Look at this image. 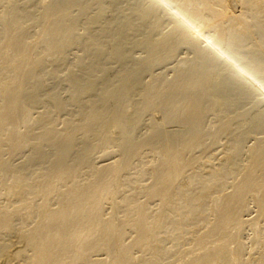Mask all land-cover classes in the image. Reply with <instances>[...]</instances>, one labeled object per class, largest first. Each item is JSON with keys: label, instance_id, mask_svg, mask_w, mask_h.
I'll return each mask as SVG.
<instances>
[{"label": "bare ground", "instance_id": "6f19581e", "mask_svg": "<svg viewBox=\"0 0 264 264\" xmlns=\"http://www.w3.org/2000/svg\"><path fill=\"white\" fill-rule=\"evenodd\" d=\"M113 1L0 0V264H264V0ZM179 44L195 59L144 84ZM160 108L191 129L131 143ZM108 124L126 148L97 168Z\"/></svg>", "mask_w": 264, "mask_h": 264}, {"label": "rangeland", "instance_id": "374dc122", "mask_svg": "<svg viewBox=\"0 0 264 264\" xmlns=\"http://www.w3.org/2000/svg\"><path fill=\"white\" fill-rule=\"evenodd\" d=\"M108 1H109V3L115 2V1H113V0H112V2H111V0H108ZM121 1H122V0H120V3H121ZM123 1H125V0H123ZM131 1H132V0H131ZM131 1L128 0V3L131 2ZM235 1H237V2H235ZM34 3H36V2H35V1L32 2L31 5H32V6L35 5ZM107 3H108V2H107ZM109 3H108V4H109ZM125 3H126V2H125ZM128 3H127V4H128ZM235 3H236L237 6H239V5H238V4H239V1H238V0H231V5L234 6V7H237V6L235 5ZM127 4L125 5L124 3H121V7L124 8V9H126V8L129 7L128 5H130V4H128V5H127ZM110 5H111V4H109V6H110ZM124 5H125V6H124ZM113 6H114V3H113L112 6L109 7V9H110V8L112 9ZM126 6H127V7H126ZM166 7H167V9H169L170 6H166ZM234 7H231V8H234ZM32 8H33V7H32ZM170 10H171V8H170L168 11L170 12ZM166 11H167V10H166ZM168 11H167L166 13H168ZM109 13H110V14L112 13V14L110 15ZM109 13H108V14H109V17H108V15H107L108 20H112L114 17L118 18V17H120V15H122V14H119V15H118V14L112 12L111 10L109 11ZM170 13H171V12H170ZM170 13H168V15H170ZM113 15H116V16H114V17L112 18L111 16H113ZM165 15H166V16H165ZM165 15H162V16H163L162 21H163L164 19H166L167 16H168L167 14H165ZM122 16H123V15H122ZM110 18H112V19H110ZM166 20H167V19H166ZM166 20H164V22H163L164 24H166V25H164V27H163V30L165 29V31H164V33L166 34V35L164 34L165 36H167V35L170 33V30H171V28H172V27H170V25L167 24V22L165 23ZM169 27H170V28H169ZM166 29H167V30H166ZM32 31H34V28L32 29ZM167 32H168V33H167ZM195 35H198V34H195ZM162 37H164V36H162ZM193 37H194V36H193ZM196 37H197V36H195V38H196ZM199 37H200V38H199ZM199 37H198V38H199L203 43L201 44V43H200V42H201L200 40L197 41V42H199V43H198V45H196V47H203V46L206 47L207 45H210V44H211V41H205L206 38L203 39V38H201V36H199ZM204 42H205V43H204ZM176 43L178 44V42H176ZM179 43H180V42H179ZM204 44H205V45H204ZM199 45H200V46H199ZM182 46H183V47H182ZM131 47H133V48H131ZM177 47H178L179 50H180L181 48H183V49H181V50L179 51V50L177 49ZM180 47H181V48H180ZM136 48H137V49H136ZM186 48H187V49H186ZM192 48H193V46H192ZM192 48H191V46H187V45L185 46V45L179 44V46L177 45V46L175 47V49H174V53H172V54L170 55V57H172V55H174V56H173L174 58L172 57V59H170V57H169L170 61L167 60V59H165V58H164L165 60L162 61V59L160 58L161 60L158 59V60L160 61V62L158 61L159 63L155 60V62H154L155 65H154L153 62H150V64H149L150 66H149V67L144 68V70H143V69L140 70V75H141V78H142V81L144 82V84H146V82H147V84H148L149 81H151V82L154 83L155 80H156V78L159 79L158 76H161V77H160V80L164 79V81H162V83H165V81H167V80L170 81L169 79H171V77H172V78H175V75H176V74L173 75V74L175 73L174 70H175V69L177 70V68L179 67V65H182V62L187 61V60H191V59H190L191 57H192V60H193V58L195 59V57H196V53H197L196 51H197V50H195L196 48H193V49H192ZM133 49H134V50H133ZM138 49H139V50H138ZM141 49H142V52H141ZM191 49H192V50H191ZM127 50H129V52H130L129 54H130L132 57H134V59L136 58L135 60H136L137 62H140V60H142V59L144 60V59H146V58H147V60H149V55H147L148 53H147V51H146L145 49H144V50H145L146 52H144L143 48L135 47V46H131V45H129V49H128V47H127ZM176 50H177V51H176ZM183 50H185V51H183ZM186 50H187L188 52H187ZM189 50H190V51H189ZM133 51H134V52H133ZM135 52H136V53H135ZM176 52H178L179 54H177ZM133 53H134V54H133ZM138 53L141 54V55H139ZM136 54H137V55H136ZM143 54H144V55H143ZM175 54H177V55L175 56ZM193 54H194V55H193ZM188 55H189V56H188ZM137 57H138V58H137ZM188 57H190V58H188ZM185 58H186V59L188 58V59L186 60ZM138 60H139V61H138ZM143 60H142V61H143ZM166 60H167V61H166ZM177 60H178V61H177ZM171 61H172V62H171ZM180 61H181V62H180ZM156 62H157V63H156ZM162 62H163V63H162ZM152 63H153V64H152ZM179 63H180V64H179ZM177 64H178V65H177ZM116 65H117V66H116ZM156 65H157V66H156ZM175 65H177V66H175ZM108 66H109V67H108L109 70H110V69H111V70H110V71L108 70L110 74L108 73V75H106V77H107L108 79H112V78H113L112 76H114V78H115V76H116V74H117L116 72H118V69H120L119 65L113 63V64H109ZM110 66H111V67H110ZM112 67H114V68H112ZM152 67H153V68H152ZM170 67H172V68H170ZM175 67H176V68H175ZM150 68H151V69H150ZM167 68H168V69H167ZM174 68H175V69H174ZM149 69H150V70H149ZM169 69H170L171 71H170ZM173 69H174V70H173ZM176 70H175V71H176ZM113 71H114L115 75L113 74ZM141 71H142V72H141ZM151 71H152V72H151ZM172 71H173V72H172ZM145 73H146V74H145ZM160 74H161V75H160ZM147 75H148V76H147ZM154 75H155V76H154ZM162 75H163V76H162ZM167 75H168V76H167ZM152 76H153V77H152ZM110 77H112V78H110ZM162 77H163V78H162ZM168 77H169V79H168ZM166 78H167V80H166ZM151 79H152V80H151ZM250 79H251V78H250ZM144 80H145V81H144ZM153 80H154V81H153ZM171 80H172V79H171ZM251 80H253V79H251ZM262 80H263V81H262ZM262 80H261V81H262L263 84L261 85V83L259 82L260 86H259V84L257 85L258 81H256L257 83H255V84L253 83V84L256 86L257 90L259 89V91L257 92L258 95H260L259 97H261V98H259V99H264V95H262V94H264V90H263V89H264V88H263V86H264V75L262 76ZM151 82H150V84H152ZM156 82H160V81L157 80ZM252 82H254V81H252ZM51 84H52V85H51ZM54 84H55V83H54ZM54 84H53V83H50L49 86H51V87L48 86V88H50V89H51V88H52V89H53V88L56 89V88H55L56 86H55ZM53 85H54V86H53ZM56 85H57V84H56ZM57 87L60 89V92H63V91H64L65 93L68 92V90H67L68 88L66 89V86L62 87L61 85H60V86L57 85ZM258 87H259V88H258ZM261 87H262L263 89H262ZM58 88H57V89H58ZM62 88L64 89L63 91L61 90ZM50 89H48V90H50ZM57 89H56V90H57ZM59 89H58V90H59ZM58 90H57V91H58ZM58 92H59V91H58ZM64 92H63L62 94L60 93L61 96H63V97H64V95H65ZM260 92H261V93H260ZM67 96H68V94H66V97H67ZM66 97H65V98H66ZM260 106H263V105H260ZM250 107H251V106H249V108H250ZM170 108H171V109H169V111L172 110V109L174 110V107H170ZM177 108H178V107H177ZM39 110H41V107H39ZM153 110H154V112H155V110H157V112L154 113V112L151 111V110H150L151 112L148 110L150 113H148V111H145L146 114L142 112L143 115L146 116V117L143 116V119H141V118H142V115H141V118H140V115H139L138 120H139V121H140V119L142 120V121H140V122H141V125L138 124V123H140V122H138L136 125H133L134 127L131 126L133 132H136V131L138 132V133L136 132V136H135V133H134L132 136L130 135V136H131L130 138H132V137L134 136L133 138H134L135 143H137L136 145L141 144L142 141H140V140H141V139L143 140L145 137H147V138H145V140H147V141H148V138L153 139L152 137L155 136V133H156V132H157L158 134H159V133H160V134L162 133L163 135H164V134H166V135L168 134V135H169V133L172 135V134H174V133L184 132L183 130H185L186 132H188V131H187L188 128L186 129V127H189V128H190V125H189V126H186V127L184 128V126H185V125H188V124H185V123H183V122H179V121H178L179 123H178V122H177V123H176V122L173 123V121H172L171 119H170V121H169V120H168L169 117H167V116H169L168 114H170V115L172 116V114H171V113H168V111H167L166 109L164 110V108H163V110H161V108H160L159 110H158V109H153ZM160 110L163 111V113H162ZM159 111H160V112H159ZM164 111H165V112H164ZM178 111H179V108H178ZM178 111H177V109H176V112H178ZM170 112H171V111H170ZM172 112H174L173 114L175 115V113H176L175 110L172 111ZM142 113H141V114H142ZM147 113H148V114H147ZM153 113H154V114H153ZM160 113H161V115H160ZM164 113H165V114H164ZM162 114L165 116V118H164V116H163ZM61 118H62L61 121H63V120H64L63 118H65V115L62 116ZM146 118H147V119H146ZM150 118H151V119H150ZM161 118H162L163 120H162ZM170 118H171V117H170ZM166 119H167L168 121H165ZM146 120H147V121H146ZM153 120H154V121H153ZM161 120H162V121H161ZM160 121H161V122H160ZM171 121H172V122H171ZM158 122H159V123H158ZM168 122H169V124H168ZM60 123H61V122H60ZM163 123H164V124H163ZM165 123H166V125H165ZM170 123H171V124H170ZM180 123H181L182 125H181ZM179 124H180V125H179ZM164 125H165L166 127H165ZM175 125H176V126H175ZM183 125H184V126H183ZM60 126L62 127L61 124L59 125V127H60ZM109 126H110L111 128H110V129H109V128L107 129V135L109 134L108 137H107L106 134H105V137H104V135H103V137H102L101 139L104 140V139L107 138V139H106V144H108L107 146H109L108 148H109L110 150H108V148H107L106 145H105V142L102 141L101 139H100V140H101V141H100V140H98V139H99V138H98L97 140H98L99 143L96 142L97 140H95V139L97 138V136H96V138H94L96 134L94 135V137H93L92 133H91L90 136H89V135H88V136H83L84 138L87 137V138L85 139V142H84V140H83L84 138H82V136H79L81 139L78 137V139L81 140V141H78V142H80V143H79L80 145L76 142V143H77V145H75V146H77V148H75V149H77V151L75 150L76 154H77V152H78L79 149H80L79 153H81L82 151L86 150V149H87V146H90V143H91V141H92V143H91L92 145L90 146V149H91L92 151H90V149H89V151H88V149H87V150H86V153H81V155L84 156V155H86L87 153L90 152V153L88 154L89 156L87 155V157L85 158L86 160L88 159L90 165H93V166L96 165V167H97V164H96V163H99V164L102 163L101 165H103V164L106 165V164H108V163H111L112 160H114V156H113V155H115V156L117 155V156H118V154L120 153L119 156H120V155L123 156V154H122L121 152H119L121 146L124 145V144H121V143H123V142H121V141H123V140H121V136H122V134H123V133L121 132L122 130L116 127L117 129L120 130V131H119V130H117V131H119L121 135L119 136V132L116 131L115 134H116L117 137H114V133H112L111 129L113 128V130L115 131L116 128L113 127L114 124H108L107 127H109ZM138 126H139V127H138ZM153 126H154V127H153ZM159 126H160L161 128H160ZM179 126H180V127H179ZM61 127H60V128H61ZM137 127H138V129H136ZM143 127H144V128H143ZM134 128H135L136 130H135ZM150 128H151V129H150ZM166 128H167V129H166ZM171 128H172V129H171ZM148 129H149V130H148ZM155 129H156V131H155ZM176 129H177V130H176ZM178 129H179V130H178ZM182 129H183V130H182ZM190 129H191V128H190ZM190 129H189V130H190ZM108 130L111 131V134H110V131H108ZM130 130H131V129H130ZM143 130H144L145 132H144ZM161 130H162V132H161ZM170 130H171V131H170ZM175 130H176V131H175ZM124 131H125V129H124ZM124 131H123V132H124ZM149 131H150V132H149ZM154 131H155V133H154L153 136L151 137V134H152ZM173 131H174V132H173ZM108 132H109V133H108ZM133 132H132V133H133ZM117 133H118V134H117ZM132 133H131V134H132ZM112 134H113V135H112ZM124 134H125V132H124ZM110 135H112V136H110ZM156 135H157V134H156ZM118 136H119V137H118ZM139 136H141V137L139 138ZM260 136H261V135H259V136H257V137L260 138ZM110 137H112L113 140H114V138H115V139L117 138V139H116V142H119L118 140H119V138H120V142H121V143H120V144L117 143V145H116V143H114L115 141L112 142L113 140H112V141L110 140V139H112V138H110ZM252 137H253L254 139H253ZM252 137H251L252 140L249 141V142H250V143H249L250 145L255 143V139H256V137H254V136H252ZM90 138H91V139L94 138V139L90 141ZM108 138H109V139H108ZM122 138H124V135H123ZM133 138L130 139V140H131V143H134ZM150 139H149V140H150ZM168 139H169V138H168ZM82 140H83V141H82ZM87 140L90 141V142H88ZM94 140H95V141H94ZM107 140H109V143H108ZM138 140H139V141H138ZM93 141L96 142V143H94ZM137 141H138V142H137ZM252 141H253L254 143H253ZM81 142H83V143H81ZM103 142H104V146H105V147L103 146ZM129 142H130V141H129ZM139 142H140V143H139ZM144 142H146V141L143 140V143H144ZM88 143H89V144H88ZM101 143H102V144H101ZM112 143H113V145H112ZM143 143H142V144H143ZM81 144H82V146H81ZM86 144H87V146H86ZM93 144H94V145H93ZM96 144H97V147L95 146ZM98 144H100V145H102V146L104 147V150H102V152H101V149H102L103 147L101 146V148H100V146H99ZM110 144H111L112 146H114V147L110 146ZM118 144H119V146H118ZM220 144L223 145V143H220ZM220 144H218L219 147H218V145H216L215 147L213 146V148H211V149H212V150H213L214 148L216 149V147H218L216 150L220 149V150H218L219 152H218V151H215V150H213V151H215V152H214L215 155H216V153H217L218 156L221 155V156L219 157L220 160H221V158L224 157V156H223L224 154H223V151H222V150H223V146L220 147ZM115 145H116V147H115ZM120 145H121V146H120ZM78 146H80L81 148L79 147V149H78ZM84 146H85V149H84ZM93 146H94V147H93ZM82 147H83V149H82ZM91 147H92V148H91ZM95 147H96V150L98 149L97 152H95ZM111 147H112V148H111ZM88 148H89V147H88ZM99 148H100V149H99ZM106 148H107V149H106ZM122 148L125 149L126 147L124 146V147H122ZM122 148H121V149H122ZM105 149H106V152L109 151V153H110V152L113 153V151L116 149L115 152H118V153H114V154L110 153V154H112V155H110L108 152L105 153ZM118 149H119V151H118ZM124 149H123V150H124ZM81 150H82V151H81ZM126 150H127V149H126ZM126 150H124V151L121 150V151L124 153ZM212 150H209V151L211 152V154H213ZM143 151H147V150H143ZM143 151H142V153H144ZM84 152H85V151H84ZM100 152L102 153V155H101ZM79 153H78V154H79ZM95 153H96V154H95ZM97 153H99V154H97ZM103 153H105V154L103 155ZM145 153H146V152H145ZM25 154L27 155V153H25ZM78 154H77V155H78ZM83 154H84V155H83ZM92 154H94L95 156H93ZM106 154H109V155H108L109 157H110V156H113V157H112L113 159H112V160H111V158L109 159V157H108ZM214 154H213V156H212L213 161H214V162H215V161L217 162V160H218L219 158L216 159L217 155H216V157H214ZM219 154H220V155H219ZM26 155H23V156H26ZM90 155H91V156H90ZM96 155H97V156H96ZM98 155H99V156H98ZM100 155H101V156H100ZM209 155H210V154H209ZM19 156H20V155H19ZM19 156H18V157H19ZM21 156H22V155H21ZM103 156L108 157V159H109L110 161H108V159H107V158H104ZM119 156H118V158H119ZM222 156H223V157H222ZM9 157H11L10 159H12V161H14V162L17 160V159H16L17 157H16L15 159H13V158L15 157L14 155H13V157H12V156H8V158H9ZM84 157H85V156H84ZM92 157H93V158H92ZM96 157H98V159H99L100 161H98V159H97ZM21 158H22V157H21ZM21 158H18V159H20L19 161H23L22 159H24V161H25V157H23L22 159H21ZM91 158H92V159H91ZM118 158L115 157V160H117ZM90 159L92 160L93 163H91V160H90ZM101 159H102V160H101ZM106 159H107V160H106ZM119 159H120V158H119ZM119 159H118V160H119ZM121 159H122V158H121ZM93 160H94V161H93ZM14 162H13V163H14ZM16 162H18V160H17ZM16 162H15L14 164H16L17 166H21V165H22V162H20L19 164H17ZM208 162H209V161H208ZM208 162H207V160H206L205 163H208ZM94 163H95V164H94ZM105 163H106V164H105ZM99 164H98V166L102 167V166L99 165ZM104 165H103V166H104ZM97 168H99V167H97ZM141 200H142V198H141ZM142 201H144V199H143ZM4 203H6L5 200H4ZM106 203H107V201L104 203V210H105V211H106L107 209H110V208H111V203H108V205H107ZM251 204H252V203H250L249 205H251ZM106 205H107V206H106ZM109 206H110V207H109ZM108 207H109V208H108ZM250 208H251L250 213H249L250 215L247 216L246 218H248V219L256 218V214H257V212H255L256 210L254 209L253 204L251 205ZM108 211H110V210H108ZM108 211H106V212H108ZM252 211H253V212H252ZM254 216H255V217H254ZM201 227H202L203 230L201 229ZM198 231H200V232H203V231H204V227H203V225H202V226H199ZM200 232H199V233H200ZM248 232H249V231H248ZM248 232H246V233H248ZM246 233H245V235H246ZM247 235L249 236V234H247ZM1 238H2V237H0V240H1ZM247 238H248V237L246 236V239H247ZM7 239H8V237H7ZM10 239H11V237L8 239V241H9ZM248 248H249V247H248ZM247 252H249V251H247Z\"/></svg>", "mask_w": 264, "mask_h": 264}]
</instances>
